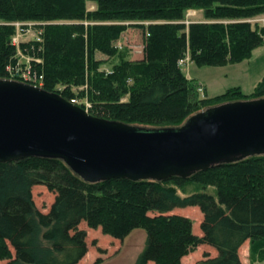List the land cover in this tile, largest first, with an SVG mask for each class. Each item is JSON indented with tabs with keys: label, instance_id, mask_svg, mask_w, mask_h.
Wrapping results in <instances>:
<instances>
[{
	"label": "trees",
	"instance_id": "1",
	"mask_svg": "<svg viewBox=\"0 0 264 264\" xmlns=\"http://www.w3.org/2000/svg\"><path fill=\"white\" fill-rule=\"evenodd\" d=\"M188 10L203 21L185 25ZM259 16L264 0H0V80L15 63L10 24L35 22L36 37L21 47L37 61L43 92L69 102L72 88L86 86L92 117L172 130L211 107L264 99V76L248 97L235 88L200 98L178 66L185 54L199 67L248 59L264 44V22H250ZM127 28L141 33L138 60L117 47ZM33 186L54 195L45 213L33 204ZM185 206L199 208L200 236L189 218L168 213ZM80 221L117 239L139 229L144 240L132 264H182L199 244L215 255L193 264H238L243 242L264 244V155L164 182L86 183L58 159L0 163V264H76L86 252Z\"/></svg>",
	"mask_w": 264,
	"mask_h": 264
},
{
	"label": "water",
	"instance_id": "2",
	"mask_svg": "<svg viewBox=\"0 0 264 264\" xmlns=\"http://www.w3.org/2000/svg\"><path fill=\"white\" fill-rule=\"evenodd\" d=\"M261 144L264 99L224 103L154 131L97 119L55 94L0 80V163L58 159L86 183L164 182L263 156Z\"/></svg>",
	"mask_w": 264,
	"mask_h": 264
},
{
	"label": "rangeland",
	"instance_id": "3",
	"mask_svg": "<svg viewBox=\"0 0 264 264\" xmlns=\"http://www.w3.org/2000/svg\"><path fill=\"white\" fill-rule=\"evenodd\" d=\"M86 7L88 9L92 8L90 4H87ZM200 21H203L201 11L188 10L185 12L183 19L185 25ZM250 22L261 24L264 22V16L256 17L250 20ZM24 23L30 24V26L22 28L23 36L20 37L21 40L19 39L18 47L14 48V56L20 61H24L28 57L27 47H21V44L25 45L29 39L36 37V23ZM140 35L141 33L138 29L127 28L121 33L117 47L124 46L129 51L132 59H140L142 50ZM98 58L103 57L98 56ZM182 62L181 65H178L179 69L186 79L193 80L199 85L200 98H214L235 88L242 95L248 97L264 76V44L255 48L248 59L237 63H226L217 67H199L189 61L187 54L183 57ZM56 89L60 90L61 87H57ZM71 91L76 96L74 99L77 102L89 105L86 98V86L72 88ZM79 92L82 93L81 97H77ZM257 147L258 150L264 151V144ZM207 192L213 194L211 189H208ZM53 197L54 195L48 192L43 186H33L31 188L33 204L40 212H47L49 206L52 204ZM168 213L189 218L191 221V233L196 236L201 235L199 224L202 219V214L197 206L173 208ZM77 228L82 229L85 233L86 252L76 264H132L144 240V235L139 229L132 231L125 238L117 239L109 234L102 233L99 227H87L83 221L78 223ZM214 255L215 251L213 248L206 244H199L181 258V263L193 264L204 256L212 257ZM238 258V264H264V244L252 247L249 241L246 240L238 248ZM3 261L4 259L0 262ZM148 264L152 263L150 262Z\"/></svg>",
	"mask_w": 264,
	"mask_h": 264
},
{
	"label": "built area",
	"instance_id": "4",
	"mask_svg": "<svg viewBox=\"0 0 264 264\" xmlns=\"http://www.w3.org/2000/svg\"><path fill=\"white\" fill-rule=\"evenodd\" d=\"M10 25L13 26L15 30V34L11 37L10 44L13 48H15L18 47V44L20 42L19 39L21 36H23L22 28L29 27L30 24L24 22H14L11 23ZM32 61L34 60H32L29 57H26L24 61H20L18 58H15V63L13 64V67L7 66L5 68L10 78L8 80L16 81L22 84L32 86L34 88L41 89V77L32 70V65H31L32 63L35 62L37 63V61L36 60L35 62ZM182 63H183L182 60H180L178 62V65H181ZM68 103L81 108L85 112H87V108L89 107L88 104L79 103L75 99H71Z\"/></svg>",
	"mask_w": 264,
	"mask_h": 264
},
{
	"label": "crops",
	"instance_id": "5",
	"mask_svg": "<svg viewBox=\"0 0 264 264\" xmlns=\"http://www.w3.org/2000/svg\"><path fill=\"white\" fill-rule=\"evenodd\" d=\"M148 263H149V262H148ZM148 263H147V264H148Z\"/></svg>",
	"mask_w": 264,
	"mask_h": 264
}]
</instances>
